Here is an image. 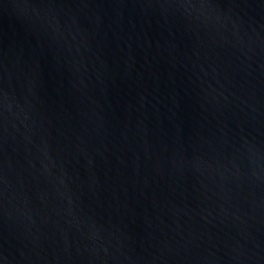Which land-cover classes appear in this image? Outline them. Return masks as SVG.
I'll return each mask as SVG.
<instances>
[{
    "label": "water",
    "instance_id": "95a60500",
    "mask_svg": "<svg viewBox=\"0 0 264 264\" xmlns=\"http://www.w3.org/2000/svg\"><path fill=\"white\" fill-rule=\"evenodd\" d=\"M0 264H264V0H0Z\"/></svg>",
    "mask_w": 264,
    "mask_h": 264
}]
</instances>
